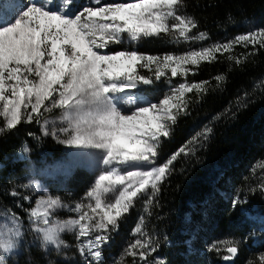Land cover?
<instances>
[{
	"label": "snow or ice",
	"instance_id": "6c2138e0",
	"mask_svg": "<svg viewBox=\"0 0 264 264\" xmlns=\"http://www.w3.org/2000/svg\"><path fill=\"white\" fill-rule=\"evenodd\" d=\"M185 6L186 0H84L82 4L75 0H5L0 4V135L21 123L43 122L45 136L51 135L68 147L100 153L95 161L98 175L74 207L59 197L41 195L31 208L24 209L37 250L60 254L68 247L63 235L72 233L85 264H106L105 248L137 200L146 198L148 212L177 158L194 154L201 138L207 140L211 135L212 129L205 126L165 162L156 164L162 138H170L178 117L188 114L186 94L207 92L209 81L189 83L187 76L195 75L201 62H214L217 53H230L234 45L259 44L264 48L261 28L181 54L104 51L114 44L134 47L162 34L185 42L208 39L204 32L190 35L198 24L193 16L182 13ZM240 62L237 58L236 63ZM139 69L153 75H144ZM177 76L184 82L171 86L157 103H141L131 91L162 77L170 82ZM214 79L217 86L226 80L223 75ZM56 109L58 119L45 117ZM21 151L27 153L29 149L25 146ZM75 155L93 154L81 151ZM22 187L35 191L39 186L29 181ZM259 187L264 190V183ZM6 194L20 196L15 190ZM22 199L31 201L29 195ZM243 203L234 199L232 206L235 209ZM16 206L22 207L19 202ZM63 208L74 212L75 217L56 218L57 210ZM144 228L145 218L141 216L133 231L137 238L113 264H124L127 257L133 258V264L137 259L148 264L158 245ZM25 239L21 217L11 209H0V253L12 254ZM238 243L232 239L214 241L208 251L223 248L227 255L222 258L234 260ZM0 264H5L3 259ZM153 264L165 261L154 259ZM260 264H264V255Z\"/></svg>",
	"mask_w": 264,
	"mask_h": 264
},
{
	"label": "trees",
	"instance_id": "16d2710c",
	"mask_svg": "<svg viewBox=\"0 0 264 264\" xmlns=\"http://www.w3.org/2000/svg\"><path fill=\"white\" fill-rule=\"evenodd\" d=\"M181 11L197 21L198 27L190 35L207 33L208 39L201 41L202 47L252 32L251 18L264 22V0H186V6ZM229 16L232 20L228 19ZM174 41L162 34L161 38L143 40L132 48L150 55L180 54ZM253 52L254 55H249ZM229 55L232 60L228 59ZM237 58L241 61L239 64L236 63ZM139 71L147 76L153 75L147 69ZM195 72V75L190 73L187 76V81H209L207 92L186 94L188 114L178 117L170 138H162L159 152L166 161L201 132L199 129L202 126L211 128V135L207 140L201 138L194 154H181L177 158L159 193L148 206L147 213H140L137 200L135 207L120 222L113 240L106 246L104 252L109 254L106 264H113L120 257L122 243L128 239L131 225L139 214L145 218L144 229L158 245L156 252L164 258L165 264H209L210 258L206 257L207 261L200 254L199 240L203 239L208 245L217 236H229L239 242L234 264H248L249 261L260 264V257L264 255V240L259 246L251 243L247 238L248 222L240 211L241 205L234 209L232 202L236 197L240 201L248 200L243 203L245 210L250 211L251 207L264 210V190L259 187L264 183V48L259 44H248L247 47L234 45L230 53H217L214 62H201ZM218 75L226 78L219 86L214 79ZM181 82L184 78L180 76L170 82L162 77L160 81L154 80L153 85L165 89L167 93L171 86ZM238 97L240 99L235 101ZM217 116L220 118L214 119ZM25 146L29 153L21 151ZM61 149L51 135L43 134L42 123H21L17 129L0 135V209H11L21 217L31 264H44V261L39 258L41 251L35 254L30 249L32 233L27 226L28 215L24 209L34 205L37 194L22 187L29 183L27 155L44 163L47 158L60 153ZM215 162H219L218 166L210 171ZM89 179L85 171H76L69 180V187L74 186L78 188V193H83L81 184H87ZM11 190L20 193V196L7 195L6 192ZM24 195H29L31 201H24ZM17 202L22 207H17ZM194 227L197 229L195 239L188 243L197 256H187L183 241L189 238ZM63 239L69 242L68 233L63 235ZM73 243L76 244V240ZM174 243L177 244V252L171 251ZM53 264L68 263L56 259ZM124 264H133L132 259L127 257Z\"/></svg>",
	"mask_w": 264,
	"mask_h": 264
},
{
	"label": "rangeland",
	"instance_id": "374dc122",
	"mask_svg": "<svg viewBox=\"0 0 264 264\" xmlns=\"http://www.w3.org/2000/svg\"><path fill=\"white\" fill-rule=\"evenodd\" d=\"M108 1V0H107ZM77 4H82L84 0H75ZM108 2H113V0H109ZM124 2H127V0H124ZM250 25L253 26V31L257 29L264 28V22L263 20H259L258 18H251ZM176 45V49L180 51L181 53L187 52L191 49H197L202 47L201 40L196 41H174ZM133 46L125 43L124 45L114 44L111 45L108 49H105L104 51L108 52H114L124 49H130L133 50ZM132 93L140 98L141 103L146 102H152L157 103L165 93V89H160L157 86L151 84V85H140L138 89H132ZM240 99V97L236 98L235 101ZM55 116V117H54ZM45 117L47 119H58L59 117V110L56 109L52 113H45ZM43 123V122H41ZM51 127V125H49ZM205 126L200 127L199 130L204 129ZM56 140V139H55ZM57 141V140H56ZM61 145V151L60 153L53 155L52 157L47 158V160L44 163L37 162L33 156L27 155L26 159V165L28 170V182L29 181H35L38 184V189L33 191L35 194H37L36 200L41 196H52V197H59L62 202L69 207H74L77 202L82 201V199L85 196V193L89 190V188L93 185L94 180L96 176L98 175V170L96 167V159H98L100 153L97 150L94 149H88V150H80L72 147H68L65 144L59 143ZM81 151H87L91 152L92 156H79L75 155L76 153H79ZM29 153V151L27 152ZM164 159L162 158L161 152H159V156L156 158V164L160 165L162 164ZM85 171L89 176V182L87 184H81V189L84 191L83 193H78V188L69 187V180L72 177L73 173L76 171ZM83 174H80L82 176ZM111 198V195L109 196ZM144 199L141 198L138 200L137 206L141 208L140 213L145 211V204ZM136 206V207H137ZM145 213H147L145 211ZM206 215V214H205ZM141 214L136 217L133 223H135V226H137V221L140 218ZM149 216V214H147ZM75 213L68 211L67 208L59 209L56 213V218L60 220H67L69 218H74ZM27 226L29 228V221L27 219ZM131 230L129 232L132 233V236L129 237L128 240L122 243V249H123L131 242H133L137 236L133 235L134 226H131ZM145 230V229H144ZM197 229L196 227L191 229L190 236L188 239H185L183 241V245L186 247V254L187 256H197V254H194V249L189 245V243H192V241L195 239V233ZM147 232V231H146ZM148 233V232H147ZM128 234V236H129ZM150 237L151 235L148 234ZM152 238V237H151ZM68 240L69 242H65L68 244V247L61 250V253L58 254L55 250H50L49 252L45 253L42 252L41 255H39V258H42L44 261V264H53L54 260L56 259H63L66 260L68 264H85L84 259L79 255L75 245L73 242L75 239V236L72 233H68ZM153 240V239H152ZM33 242V234L31 236L30 241V249L35 252V254H38L37 247L32 243ZM189 242V243H188ZM214 241H211L208 245H206L203 241V239L199 240V244L203 252L201 254L208 253L209 246ZM27 249H29V246L27 243L24 242L23 246H17V248L14 250L12 254H2L0 253V259H3L5 264H29L31 262V259L29 255L27 254ZM106 249V248H105ZM177 244L174 243V248H171V251L177 252ZM108 252V251H107ZM104 252L105 260L106 256L109 254ZM180 252H182L180 250ZM190 253V254H188ZM65 256L67 259H65ZM133 262V258L130 257ZM149 258L152 259H162L164 261V258L159 255L156 251L152 253ZM207 261L208 259L204 257ZM210 260V259H209ZM136 264H141L140 261L137 259Z\"/></svg>",
	"mask_w": 264,
	"mask_h": 264
},
{
	"label": "bare ground",
	"instance_id": "6f19581e",
	"mask_svg": "<svg viewBox=\"0 0 264 264\" xmlns=\"http://www.w3.org/2000/svg\"><path fill=\"white\" fill-rule=\"evenodd\" d=\"M233 193H235V192H233ZM234 199H237V198L235 197ZM242 201L244 203H246L248 200L246 201L243 199ZM243 206L244 205L241 204L240 208L242 207L244 209V211L242 213L244 214L245 219L248 222L247 238L249 240H251V243L254 246H259L264 240V210L259 211V210H257V207H251V209H249L250 211H248V210H245V208ZM183 231H184V229H183ZM202 252H203V250L200 248V254ZM208 254H209V251H208V253H205L202 255L204 257L210 258L209 264H234V260L225 261L222 257H219V255H217V254H210V255H208Z\"/></svg>",
	"mask_w": 264,
	"mask_h": 264
},
{
	"label": "built area",
	"instance_id": "2783aa9c",
	"mask_svg": "<svg viewBox=\"0 0 264 264\" xmlns=\"http://www.w3.org/2000/svg\"><path fill=\"white\" fill-rule=\"evenodd\" d=\"M218 164H219V162H217V163L215 162V164H213V165L211 166L210 171L213 170V169H215V168L218 166ZM139 220H140V218L138 219L137 223L139 222ZM131 226H134V229L136 228L135 223H133ZM131 236H132V233L129 234L128 239H129V237H131ZM233 236H234V235H233ZM234 237H235V236H234ZM128 239H127V240H128ZM227 239H232V240L237 241V239L232 238V237H229V236H226V237H224V236H217V239H216L215 241H221V240H227ZM239 240L242 242L241 239H239ZM210 254H217V255H219V257H223V256L227 255V252H226V250H224V249L222 248L221 251H219V252H216V251H209V254H208V255H210ZM153 260H154V259L148 257V264H153ZM140 263H141V262H140Z\"/></svg>",
	"mask_w": 264,
	"mask_h": 264
}]
</instances>
